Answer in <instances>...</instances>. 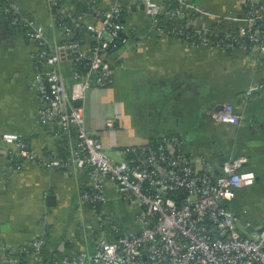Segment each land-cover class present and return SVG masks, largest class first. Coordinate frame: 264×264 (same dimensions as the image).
I'll return each instance as SVG.
<instances>
[{"label": "built area", "instance_id": "1", "mask_svg": "<svg viewBox=\"0 0 264 264\" xmlns=\"http://www.w3.org/2000/svg\"><path fill=\"white\" fill-rule=\"evenodd\" d=\"M241 1V12L217 13L197 0H84L80 3L85 9L80 11L78 5L67 9L66 0H51L61 30L58 40L48 37L45 26L19 4L5 3V16L38 46L33 86L39 94V120L59 136L67 134L59 149L35 151L27 148L21 134L5 133V139L16 145L9 157L13 168L21 171L26 162L37 161L49 169L85 170L90 181L82 189L81 201L100 211L102 234L93 251L66 254L61 257L64 264H264V223L253 226L243 221L229 205L238 188L256 182V172L245 168L247 155L228 156L217 172L205 156L200 158L202 166L195 165L196 154L186 148L183 135L162 133L149 142L127 146L126 157L115 160L87 127L83 105L76 103L90 88L113 82L123 63L112 60V53L136 36V27L126 19L135 3L160 33L166 32L160 16L172 20L178 34H186V26L193 28L192 37L199 39L186 41L190 46L244 47L264 53V0ZM206 16L221 22L196 26V20ZM256 90L264 93V79L247 94ZM214 116L236 124L243 120L229 102L218 106ZM108 124L114 126V120L108 119ZM109 179L124 200L138 206V228L123 230L114 216L100 210L109 199ZM41 227L38 236L23 244L4 245V259L45 264L46 218Z\"/></svg>", "mask_w": 264, "mask_h": 264}, {"label": "crops", "instance_id": "2", "mask_svg": "<svg viewBox=\"0 0 264 264\" xmlns=\"http://www.w3.org/2000/svg\"><path fill=\"white\" fill-rule=\"evenodd\" d=\"M7 1L32 14L52 40L61 37L51 0H0V14L6 19ZM83 1L66 0V8ZM197 2L211 12L242 11L241 0ZM135 5L126 19L136 27V36L112 53V60L123 65L110 85L90 88L82 101L87 127L115 160L126 157L127 146L162 133L183 135L186 148L196 154L195 165L202 166L200 158L205 156L217 172L228 156L247 155L245 168L256 172V182L238 188L229 205L243 221L253 226L264 223V93L247 94L264 79V53L244 47L190 46L175 35L160 33L143 8ZM220 22L216 16H206L195 24L208 27ZM37 49L35 40L10 21L0 28V264H15L4 259L3 246L38 236L43 218L47 219L45 264H64L61 257L66 254L93 251L102 234L100 211L81 201L82 189L90 181L87 171L49 169L37 161H28L17 171L9 158L16 145L5 139V133L21 134L27 148L35 151L59 149L67 137L51 132L39 120V94L33 86ZM65 70L72 83L69 66ZM228 102L243 114L240 124L215 118V109ZM110 118L114 126L108 124ZM106 191L109 199L100 210L114 216L123 230L138 228V206L124 200L111 179Z\"/></svg>", "mask_w": 264, "mask_h": 264}, {"label": "trees", "instance_id": "3", "mask_svg": "<svg viewBox=\"0 0 264 264\" xmlns=\"http://www.w3.org/2000/svg\"><path fill=\"white\" fill-rule=\"evenodd\" d=\"M136 5L134 4L131 9L133 10V8H135ZM82 9H85V6L83 4H78V10H82ZM128 12H126V15H127ZM160 21H161V28L163 30H165L166 32L170 33V34H173L175 36H177L178 38H180L181 40L183 41H187L188 43L191 42L193 39L194 40H198L199 38L196 36V37H192V32H193V28H191L190 26H186L185 27V30H186V34H178L176 32V30H174V27H175V23L170 20V19H167L165 16H160ZM185 20H182V23L185 24Z\"/></svg>", "mask_w": 264, "mask_h": 264}, {"label": "water", "instance_id": "4", "mask_svg": "<svg viewBox=\"0 0 264 264\" xmlns=\"http://www.w3.org/2000/svg\"><path fill=\"white\" fill-rule=\"evenodd\" d=\"M9 19V18H8ZM8 19H6V18H4L3 17V15H1L0 14V28H2V26H3V24H6V22H9L10 20H8ZM11 22V21H10ZM76 103L78 104V105H80V104H82V100H78V101H76ZM52 198H54L53 196H50L49 197V201H51L52 200ZM250 230H252V228H250Z\"/></svg>", "mask_w": 264, "mask_h": 264}]
</instances>
